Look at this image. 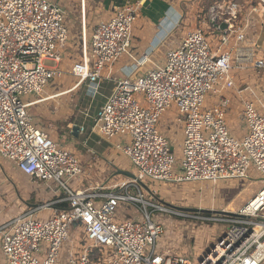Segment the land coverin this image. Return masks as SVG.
<instances>
[{
	"label": "built area",
	"instance_id": "built-area-1",
	"mask_svg": "<svg viewBox=\"0 0 264 264\" xmlns=\"http://www.w3.org/2000/svg\"><path fill=\"white\" fill-rule=\"evenodd\" d=\"M145 1L116 8L107 21L93 27L88 54L71 70L79 82H88L91 96L102 73L131 48L133 25ZM240 9L236 1L213 4L208 24L188 31L144 74L133 77L139 66L150 62L147 54L123 67L124 77L110 78L115 86L91 130L107 140L128 137L115 149L136 172L107 187L77 190L70 181L85 174L79 159L33 123L28 114L33 103L22 100L40 96L62 76L44 61L57 60V50L69 39L65 11L51 0H0V157L15 163L31 181L54 183L49 187L54 194L63 192L0 226L5 264H193L170 249L157 250L164 227L150 212L182 214L155 202V193L144 183L247 180L253 168L262 176L260 188L233 215L213 219L225 229L198 264L263 263L264 99L247 85L239 89L230 73L249 67L264 72V58L248 44L246 26L232 25ZM206 27L214 36L207 35ZM233 88L253 97L242 98L247 133L241 140L231 134L226 121L231 101L224 93ZM208 95L216 98V106L206 109ZM172 106L183 127L178 173L171 145L157 128ZM62 203L66 208L58 206ZM121 203L137 206L143 217L115 221ZM40 210L48 212L39 217ZM77 231L84 233V243L75 236Z\"/></svg>",
	"mask_w": 264,
	"mask_h": 264
},
{
	"label": "rangeland",
	"instance_id": "rangeland-1",
	"mask_svg": "<svg viewBox=\"0 0 264 264\" xmlns=\"http://www.w3.org/2000/svg\"><path fill=\"white\" fill-rule=\"evenodd\" d=\"M56 2L57 0H51ZM172 6L175 10H171L178 17V26L173 31L172 39L183 37L188 31L200 25H207V12L208 9L215 3L229 4L231 1H236L241 7L239 16L235 19L232 24L235 29L246 26L248 44L254 46L257 52L263 53L264 51V0H163ZM61 5H66L73 10V0H58ZM62 6L66 13L65 24L68 29V41L64 47L58 49L60 54L57 62L45 61V64L57 66L59 69L65 72V75L57 80L51 81L44 89L41 95L46 93H52L57 90V86L63 83L70 82L73 80L70 75H67V70H70L73 65V59L80 58V40L79 35L75 31L73 23V13L70 15L67 7ZM226 8L222 12H226ZM177 12V13H176ZM99 17L94 19L99 21ZM93 21V20H92ZM136 22V21H135ZM134 23V25H136ZM133 25V26H134ZM74 28V29H73ZM207 35L214 36L210 28H205ZM88 31V26H87ZM90 40V34L88 41ZM211 41V39L209 40ZM90 44V42H89ZM263 49V51H262ZM57 50V53H58ZM256 52V54H257ZM237 86L242 87L248 85L254 90L258 96L264 97V72L251 70L250 68L244 70H232L230 73ZM262 92V93H261ZM230 99V108H235L237 111L242 109V98L253 99L250 92H244L242 95L237 94L236 89L228 90L224 93ZM37 98L36 94H31L22 97L23 101H29ZM142 103L140 97H137ZM70 99V100H69ZM78 104L79 100L75 101ZM75 102L73 96L59 97L49 102V104H57V114L64 115L65 111L70 110L72 116L76 114L74 108ZM215 103V104H214ZM216 106V98L208 95L204 101V108H212ZM32 108H28V113L32 111ZM78 114V113H77ZM162 117V116H161ZM157 123L160 126V120ZM33 123L36 126H40L43 119L32 118ZM38 122V123H37ZM173 125H176L173 122ZM180 123L176 126H179ZM181 127V125L179 126ZM48 133L52 137V134L56 136L53 140L60 146H66L78 150L82 154L77 155L80 159L82 167L87 175V181L85 182L86 176L81 175L79 178L70 181V185L73 189L77 187H89L103 183L108 184L110 179H116L115 167L108 164L109 161L114 160L119 169L126 173L134 174L136 172L135 167L130 160L123 156L120 152L115 149V142L123 140L122 138L128 139V137H116L112 140L107 141V153H98L93 150L97 155L92 157L94 154L84 152L86 147L91 145L84 142V139L90 133V124H87V132L83 135L71 136L70 132L62 126L61 123L55 124L54 128L48 129ZM247 133V126L244 120L238 115L237 125L235 129V137L242 139ZM179 135V134H178ZM182 135V133H181ZM177 139V137H176ZM182 140L177 139L171 142V148L175 156V160L178 166L182 158ZM74 154V153H73ZM1 158V157H0ZM5 160V159H4ZM3 160V161H4ZM2 162V158L0 159ZM102 166V173L97 168ZM106 172V173H105ZM101 173V174H100ZM100 174V175H99ZM100 177V178H98ZM108 177V179H105ZM262 183V176L253 168L249 172L247 180H220L215 183L211 182H182V183H171L169 182H145V186H150L151 192H154L156 198L155 202L160 203L163 207L173 211L179 212L182 216L161 213V212H150V217L153 221L159 222L164 227V234H162L156 240L157 247H160L162 243H169L172 247L179 252H183V256L188 258L191 263L198 264L203 259L205 253L212 247L214 240L218 235L225 229V225L221 222L213 221L217 216H221L222 212H235L244 203L245 199L250 197L257 189L260 188ZM51 186H55L54 183H50ZM102 187V186H100ZM104 191V190H98ZM250 192V193H249ZM63 194L62 191L58 194ZM250 194V195H249ZM249 195V196H248ZM244 198V200H242ZM247 198V199H248ZM244 201V202H243ZM151 211L150 208L147 209ZM184 215V216H183ZM143 217L142 212L139 208L131 203H121L117 208L114 216L115 221L120 222L129 219H140ZM74 232L75 229L73 228ZM78 240L84 243V233H77ZM64 257L65 250L61 253ZM264 264V261L263 263Z\"/></svg>",
	"mask_w": 264,
	"mask_h": 264
},
{
	"label": "crops",
	"instance_id": "crops-1",
	"mask_svg": "<svg viewBox=\"0 0 264 264\" xmlns=\"http://www.w3.org/2000/svg\"><path fill=\"white\" fill-rule=\"evenodd\" d=\"M134 1L135 0H73V10H72V8H70L69 5L66 6L63 4L60 6L57 0V4L60 7L66 6L69 14L71 15L73 13L72 16L74 21L73 23H75L74 28H76L75 31L79 35L78 37L80 40L81 56L80 58L76 57L73 59V65L75 63H79L80 61H82L85 54H88L89 42H90V40L88 41V37L89 34H91L93 27L100 22L107 21L116 8L122 7L125 4L132 3ZM171 10H173L174 12L175 9L172 6H169L168 3L163 0H146L144 2L142 8L140 9L139 15L135 20L137 24L134 25L132 29L131 48L119 60H117L109 70H106L102 73V79L98 84L97 91L94 96H91L88 93L87 81L79 82L78 78L72 75L71 73L73 67L72 65L71 69L67 70V75H70L73 80H70V82L63 83L64 81L63 79L61 81V84L57 86L56 91H53L52 93H48V94L46 93L45 95L37 96V98L31 99L29 101H25L27 103H33L29 107V108L33 107L32 111L28 113L30 117L33 119L34 117L37 119L40 118L43 119L40 123L37 122L38 124H40L39 127L43 131V133L53 140L54 138H56V136L52 134L51 137L50 134L48 133V129L54 128L55 124L57 123H61L62 126L65 127L68 132H70L71 136L76 137L78 135L85 134L87 132V124H90V133L84 139V142L87 143V145L89 143L91 147H86L83 154L85 152L89 154L93 153L94 155L92 157H96L97 159V155L93 151L95 150L98 153H104L106 155L108 144L107 141L105 140L107 139H104L99 135L98 132H93L91 129L98 109L105 103L107 97L111 94L115 86L114 81L110 80V78L112 76H114L117 79L124 77L122 68L126 66H130L133 63L137 62L145 54L148 55L150 62H146L141 66H139L136 69L135 73L133 74V77H138L144 74L148 69L152 68L153 63L160 62L164 59L167 49L170 46H172V44L178 42L179 40V37L171 40L173 31L178 26L177 14H174ZM98 17L100 18L99 21L94 20ZM65 19H66V13H65ZM87 26H88V31H87ZM210 39L212 44L215 45L216 42L214 41V39L212 37H210L209 40ZM59 54L60 52L58 50V55ZM256 55L257 57L264 58V51L263 53L257 52ZM58 60H59V56L57 60H46V61L57 62ZM45 65L51 68L59 69L57 66H53L49 64H45ZM250 69L253 70L252 68ZM59 70L62 72V76L57 80L61 79L65 75V72L63 70L61 69ZM245 86L242 87L237 86V87L241 89ZM240 95H242V93ZM62 96L69 98L73 96L74 102L76 100H79L78 104H76L75 102L76 105H74V108L76 109L77 112L76 114H73V116L70 110L68 109L65 111L64 115H59L56 112L57 104L55 103V106L49 104L50 101L55 100ZM259 97H261V99H264L263 96H259ZM230 106L227 108L228 110L226 114V121L229 131L235 137L237 118L238 115L241 117V112H240V108L237 111L235 108L231 109ZM178 117L179 116L175 107L172 106L166 113L162 115L159 123L160 126L158 127L157 125L158 130L165 136V138L168 140L170 145L172 141H175L179 138L181 139V137H183L182 125L180 124L181 127H179L180 125L176 126L179 124L176 121ZM173 122L176 125H173ZM76 127L78 128V130L77 132L74 133L73 129ZM81 127L83 128L82 132L80 131ZM122 139L123 140L121 141H116L115 145L117 143L121 144L123 141L127 140L125 138ZM63 148L70 150L72 153L75 154L76 157L77 155L82 154V152L80 153L78 150H74L73 148L70 147L63 146ZM3 160L4 158H2V162L0 161V194H1L0 226L4 225L7 221H9L11 218H13L14 216H16L21 212L28 211L30 209H33L35 207H38L40 205H43L54 199L59 198L57 194H54L51 191V189H49V187H51L50 183H44L41 181H31L28 177H26L23 173H21V171L18 169L15 163L7 159H5L4 161ZM108 164L115 167L114 168L116 169L115 178L116 177L117 178L110 179V181H108V184L106 185H104L103 183L98 184L97 182H94L95 185L91 187H96V186L107 187L119 179L122 180L128 177L131 178L135 174V173L131 174L121 171L119 167L116 165V162L114 160L109 161ZM97 168L101 173L103 172L102 166L97 165ZM178 169L179 167L177 166L175 172L178 173L179 172ZM84 176H86L84 180L86 182L87 175L84 174L83 178ZM105 179H108V177H105ZM84 188L86 187H77L76 189L78 190ZM147 188L151 189L150 186H147ZM256 191H258V189ZM256 191L254 193H256ZM252 195L249 198H251ZM247 198L245 199V201L249 199ZM242 200H244V198ZM62 204H66V203H62ZM47 212L48 211L40 210L38 212V216L44 217V215H46ZM0 242H1V233H0ZM170 247L172 246L169 245V243L165 242L162 243L160 247H157V250L162 252L164 250L169 249ZM171 251H174L176 254L183 256V252H179V251L176 252L174 248H172ZM0 264H5L3 255L1 253V249H0Z\"/></svg>",
	"mask_w": 264,
	"mask_h": 264
},
{
	"label": "water",
	"instance_id": "water-1",
	"mask_svg": "<svg viewBox=\"0 0 264 264\" xmlns=\"http://www.w3.org/2000/svg\"><path fill=\"white\" fill-rule=\"evenodd\" d=\"M225 27H226V25H225V24L221 25V28H225ZM77 130H78V128H77V127H76V128H74V129H73L74 133H75V132H77ZM222 214L233 215V213H229V212H222Z\"/></svg>",
	"mask_w": 264,
	"mask_h": 264
},
{
	"label": "trees",
	"instance_id": "trees-1",
	"mask_svg": "<svg viewBox=\"0 0 264 264\" xmlns=\"http://www.w3.org/2000/svg\"><path fill=\"white\" fill-rule=\"evenodd\" d=\"M61 209H64V208H66V204H60V205H58Z\"/></svg>",
	"mask_w": 264,
	"mask_h": 264
}]
</instances>
